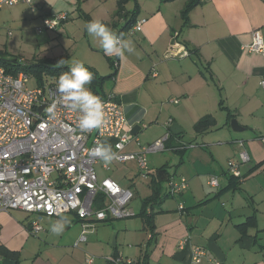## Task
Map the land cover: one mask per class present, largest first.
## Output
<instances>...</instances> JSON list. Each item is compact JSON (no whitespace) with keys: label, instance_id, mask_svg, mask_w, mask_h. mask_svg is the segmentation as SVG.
Returning <instances> with one entry per match:
<instances>
[{"label":"crops","instance_id":"crops-1","mask_svg":"<svg viewBox=\"0 0 264 264\" xmlns=\"http://www.w3.org/2000/svg\"><path fill=\"white\" fill-rule=\"evenodd\" d=\"M193 1L36 0L40 20L42 13L66 12L72 21L61 27L74 28L82 14L131 40L133 51L106 55L108 62L118 61L116 71L106 77L109 91L117 95L131 130L136 128L125 153L136 151L135 141L145 145L161 137L169 119L177 134L168 145H176V137L194 147L147 156L145 178L134 160L97 163L99 181L110 178L133 192L130 207L136 216L98 223L77 247L81 222L72 213L43 216L42 230L32 236L29 225L35 215L0 212V247L9 252L1 261L85 264L91 254L93 264H109L106 259L112 257L134 264H211L212 259L264 264V145L259 141L264 137V90L259 86L264 50L246 48L254 31L264 43V0H200L189 8ZM131 17L146 19L142 31L133 35L124 29ZM173 42L188 56H167ZM236 140L244 141L250 161L237 176H229L227 162L237 159ZM114 143L112 138L102 141L113 152ZM210 176L218 177L219 188L207 184ZM179 178L187 188L166 197L168 181ZM56 223L64 224L59 234L51 231ZM183 239L187 243L179 249ZM195 246L205 251L199 263L191 262Z\"/></svg>","mask_w":264,"mask_h":264},{"label":"built area","instance_id":"built-area-1","mask_svg":"<svg viewBox=\"0 0 264 264\" xmlns=\"http://www.w3.org/2000/svg\"><path fill=\"white\" fill-rule=\"evenodd\" d=\"M28 5L31 11L38 10L36 0H0V10L16 4ZM68 19V13L52 15L42 13L41 24L35 31L54 32ZM146 19L141 18L129 29L133 35L142 31ZM10 35V33H8ZM252 39L247 49L263 53L264 43L258 31L251 34ZM178 48V49H177ZM177 49V51H173ZM167 56L187 57L188 52L173 42ZM118 61L113 59V67ZM156 76V73H152ZM28 73L20 71L12 74L0 66V212L11 210L23 211L35 215L30 222L29 234L37 236L42 230L41 219L60 217L72 213L81 222V231L74 243L77 247L86 243L88 234L95 230L98 223L110 220L127 219L136 216L130 207L134 197L129 188L121 187L110 178L99 181L94 166L102 159L90 155V151L102 144L104 138L115 140L113 145L117 163L134 160L137 162L142 177L148 175L147 156L162 153L169 149L184 150L194 147L174 138L176 145L169 146L172 138L169 119L164 125L165 133L155 141L140 145L135 141L136 151L125 153V146L130 142L132 125L126 119L123 107L113 92L105 94V122L98 129L82 131L78 120L82 113L67 107L63 97L57 92V83L27 88ZM264 90V81L259 82ZM177 103V99H170ZM55 103L54 114H49L48 107ZM264 145V137L259 138ZM237 147V159H229L226 174L237 176L242 164L250 157L244 148V141H234ZM105 169H108L104 165ZM207 184L219 188L217 176H210ZM187 188L184 178L170 179L166 196L173 198ZM183 209L178 205V210ZM187 243L183 239L178 243L182 249ZM202 247H192L191 262L199 263L204 257ZM109 264H134L132 260L121 257L106 259ZM1 262V259H0ZM94 257L87 254L85 264H93ZM211 264H223L212 259Z\"/></svg>","mask_w":264,"mask_h":264},{"label":"rangeland","instance_id":"rangeland-1","mask_svg":"<svg viewBox=\"0 0 264 264\" xmlns=\"http://www.w3.org/2000/svg\"><path fill=\"white\" fill-rule=\"evenodd\" d=\"M39 13L40 9L32 12L28 5L22 3L0 10V61L26 68V87L33 89L40 83H57L59 75L68 71L74 60H79L88 69L94 68L100 77H104L101 87L97 88L99 93L110 92V81L106 77L111 74V65L102 48H99V39L96 38V43L95 37L86 32L85 24L88 21L84 16L81 14L75 18L74 28L62 29V24L54 32L38 34L35 29L41 24ZM68 15L70 20L64 24L72 21L71 14ZM78 20L81 26L77 24ZM60 60L64 61V65H58Z\"/></svg>","mask_w":264,"mask_h":264},{"label":"clouds","instance_id":"clouds-1","mask_svg":"<svg viewBox=\"0 0 264 264\" xmlns=\"http://www.w3.org/2000/svg\"><path fill=\"white\" fill-rule=\"evenodd\" d=\"M85 30L91 36L99 39L103 53L107 56L121 57L125 51H133L131 40L117 35L100 20L87 22ZM58 65H64V61L60 60ZM93 79L94 74L85 64L82 61L74 60L68 71L61 73L57 80L56 90L63 97L67 107L82 113L78 120V127L82 131L98 129L105 122L104 102L87 87ZM55 106L53 103L48 107L49 114H54ZM90 155L102 159L105 163H109L115 158L110 144L97 145L90 151ZM63 227V223H56L51 231L59 234Z\"/></svg>","mask_w":264,"mask_h":264},{"label":"trees","instance_id":"trees-1","mask_svg":"<svg viewBox=\"0 0 264 264\" xmlns=\"http://www.w3.org/2000/svg\"><path fill=\"white\" fill-rule=\"evenodd\" d=\"M200 0H195L193 1L192 4H190L189 8L191 6H193L194 4L198 3ZM188 8V9H189ZM186 9L185 11H183V14L185 15V13L187 12ZM136 22V19L132 20V17H131V20H129L127 22V24L124 26V29H130L131 26ZM110 62V65L112 66V69L113 71L115 72L116 71V68L113 67V60H109ZM0 66L4 67L6 69L7 72L9 73H12V74H17L18 72L20 71H24V72H28V70L26 68H23L21 65H18V64H9L7 62H1L0 61ZM93 74H94V79L92 80L91 84L88 85L87 87L90 88V90L97 96H99L100 98H103L105 96L106 93H99V91L97 90V88H100L101 87V84H102V81L104 79V77H100L98 74H96L92 69H89ZM113 75V74H112ZM110 76L112 79H113V76ZM41 85L40 86H43L44 84L43 83H40ZM173 136V135H171ZM172 139V138H171ZM170 139V140H171ZM167 197V196H166ZM7 254H9V252L7 250H5L4 248L0 247V258L2 256H6Z\"/></svg>","mask_w":264,"mask_h":264},{"label":"water","instance_id":"water-1","mask_svg":"<svg viewBox=\"0 0 264 264\" xmlns=\"http://www.w3.org/2000/svg\"><path fill=\"white\" fill-rule=\"evenodd\" d=\"M232 123H233V125H234V123H235V121H232ZM175 127H176V125H171V127H170V132L173 134V135H176L177 134V131L175 130ZM135 130H136V128H133L132 130H131V132H130V135H134V133H135ZM1 264H13L11 261H9V260H7V259H3L2 261H1Z\"/></svg>","mask_w":264,"mask_h":264}]
</instances>
